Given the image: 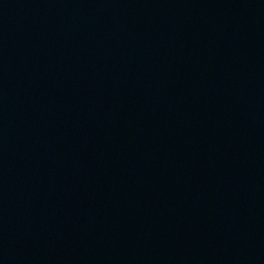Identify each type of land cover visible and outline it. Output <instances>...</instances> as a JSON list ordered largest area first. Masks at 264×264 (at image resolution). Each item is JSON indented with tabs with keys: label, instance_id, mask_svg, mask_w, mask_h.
<instances>
[{
	"label": "water",
	"instance_id": "1",
	"mask_svg": "<svg viewBox=\"0 0 264 264\" xmlns=\"http://www.w3.org/2000/svg\"><path fill=\"white\" fill-rule=\"evenodd\" d=\"M0 264H264V0H0Z\"/></svg>",
	"mask_w": 264,
	"mask_h": 264
}]
</instances>
